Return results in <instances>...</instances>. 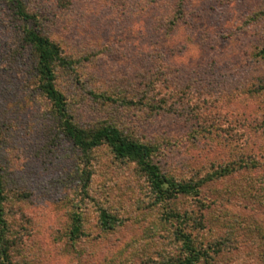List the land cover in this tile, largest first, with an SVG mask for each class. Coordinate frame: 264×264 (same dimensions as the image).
I'll return each instance as SVG.
<instances>
[{"label": "rangeland", "instance_id": "obj_1", "mask_svg": "<svg viewBox=\"0 0 264 264\" xmlns=\"http://www.w3.org/2000/svg\"><path fill=\"white\" fill-rule=\"evenodd\" d=\"M67 1L28 5L38 12L40 31L71 62L56 67V86L77 125L115 121L130 137L156 143L154 161L176 179H200L243 151L262 157L264 59L257 58L256 47L263 38L240 21L264 0H183L180 13L177 0ZM33 63L32 52L20 43L18 21L0 0V166L10 197L5 210L19 218V252L26 263L143 264L145 253L144 264L177 263L171 223L162 220V208L149 206L143 174L134 163L114 159L105 146L94 151L93 193L110 186L103 202L122 222L101 231L87 205L85 234L69 239L79 161L37 87ZM131 85L148 96L128 109L119 99ZM157 105L170 110H153ZM263 179L264 162L202 187V199L216 202L201 211L198 243L229 231L235 241L202 264H264L258 253L264 243H257L259 231L264 235L258 189ZM134 189V201L142 202L131 207ZM185 203L181 199L179 206Z\"/></svg>", "mask_w": 264, "mask_h": 264}, {"label": "trees", "instance_id": "obj_2", "mask_svg": "<svg viewBox=\"0 0 264 264\" xmlns=\"http://www.w3.org/2000/svg\"><path fill=\"white\" fill-rule=\"evenodd\" d=\"M1 1L9 10L11 16L18 21L20 43L33 54L34 63L32 70L37 87L51 104V112L55 115L61 134L70 141L77 153L79 165L76 167V197L74 200L70 199L69 201L71 206L67 230L69 239L75 242L85 234L87 205L92 208L91 210L95 214L94 224L101 231L112 230L122 222L113 208L103 202L108 195L112 194V188L104 184L97 193H93L91 180L95 172L94 170H96L94 151L105 146L109 149L114 159L134 163L141 174H143L144 185L147 187L150 195L148 197L149 206H159L162 208V220L171 223L172 229L169 233L171 235L169 240L171 243L173 242L177 245L180 252L178 262L175 264H202L207 259L213 258L211 253L220 254L228 250L230 244L235 242L231 237V231L218 235L214 240L198 243L196 233L199 229L204 228L201 221V211L216 202L212 200V203H206L202 199V187L211 180L221 178L233 172L244 173L245 171H252L259 167L262 168L264 154L258 159L251 151H243L238 153L237 157L228 161V163L220 165L210 173L204 174V177H199L200 179H176L162 172L158 163L154 161L155 155L159 153V147L156 143L130 137L125 134L120 125L116 124L115 121L101 122L95 126L77 125L67 107L64 94L56 86V67L59 65L70 66V60L63 55L58 42L50 39L40 31L38 12L29 8V0ZM57 1L68 3L67 0ZM182 1L177 0V13L181 12ZM240 24H246L247 28L250 27V30H255V34L262 36L263 43L256 47V56L259 59H264V5L260 9L248 11L246 16L241 19ZM122 78L127 84H134L131 77L130 79L128 77ZM153 78L154 80H159L157 77ZM146 81L148 80L145 79ZM153 85L155 86L154 82H152ZM150 88L147 87V89ZM262 88L264 89V86ZM142 90L141 93L143 92V94L139 95L135 86L130 87L129 91H124V96L119 99V102L128 109L136 108L148 96L146 91ZM97 95L102 99H111L106 92H99ZM147 99L149 100V98ZM153 110H170V108L157 105L153 107ZM263 120L264 114H262V122ZM3 180L2 168L0 166V264H27L23 253L19 252V243L21 242L18 241L19 231L17 230L20 224L19 218L11 215L12 213L8 215L5 210V204L10 200V197L5 192ZM263 180L260 182L258 189L260 192L259 196H261V200L264 202ZM141 187L140 185L139 188ZM134 192L135 189L131 192V207L136 206L135 203L142 202L139 199L134 201ZM248 195L254 196L252 193H248ZM246 198L249 199L248 197ZM181 199H186L187 203L185 205L187 204L188 206L184 208L180 207L179 203ZM17 210L20 211L19 206ZM15 217L17 223H13L12 221ZM260 230H264L263 227ZM259 234V240L256 241L258 244H263V232L259 231ZM251 251L253 250L250 249L248 254H251ZM239 253H241V250ZM258 253L264 255V249H259ZM16 255L18 256L16 257ZM141 261L143 264L149 261L146 253ZM163 263L164 260H161V264Z\"/></svg>", "mask_w": 264, "mask_h": 264}]
</instances>
